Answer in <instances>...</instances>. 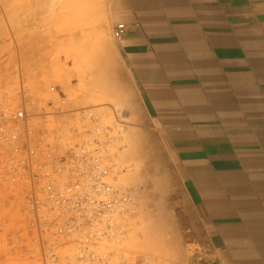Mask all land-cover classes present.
I'll return each mask as SVG.
<instances>
[{"label": "crops", "instance_id": "obj_1", "mask_svg": "<svg viewBox=\"0 0 264 264\" xmlns=\"http://www.w3.org/2000/svg\"><path fill=\"white\" fill-rule=\"evenodd\" d=\"M112 6L130 115L169 153L195 264H264V0Z\"/></svg>", "mask_w": 264, "mask_h": 264}, {"label": "rangeland", "instance_id": "obj_2", "mask_svg": "<svg viewBox=\"0 0 264 264\" xmlns=\"http://www.w3.org/2000/svg\"><path fill=\"white\" fill-rule=\"evenodd\" d=\"M113 1L0 0V96L22 86L35 110H49L57 103L56 87L71 109L95 106L108 122L110 107L121 113L120 137L111 152L120 170L117 181L130 188L137 205L121 245L136 247L141 264H195L177 209L176 216L170 211V188L177 180L169 153L160 137L139 130L130 115V88L112 36ZM21 216L18 195L0 182V264H36L14 249Z\"/></svg>", "mask_w": 264, "mask_h": 264}, {"label": "built area", "instance_id": "obj_3", "mask_svg": "<svg viewBox=\"0 0 264 264\" xmlns=\"http://www.w3.org/2000/svg\"><path fill=\"white\" fill-rule=\"evenodd\" d=\"M124 30L116 22L113 38ZM52 91L49 110H35L22 86L0 96V182L22 214L14 249L36 264H141L136 247L121 245L137 210L111 152L121 113L110 107L108 122L97 107L71 109L62 90Z\"/></svg>", "mask_w": 264, "mask_h": 264}, {"label": "bare ground", "instance_id": "obj_4", "mask_svg": "<svg viewBox=\"0 0 264 264\" xmlns=\"http://www.w3.org/2000/svg\"><path fill=\"white\" fill-rule=\"evenodd\" d=\"M123 115V114H122ZM122 118H124L123 116H121ZM122 118L120 119V120H122ZM125 118H127V117H125ZM120 137V136H119ZM119 137H118V139H119ZM122 240H123V238H122Z\"/></svg>", "mask_w": 264, "mask_h": 264}]
</instances>
